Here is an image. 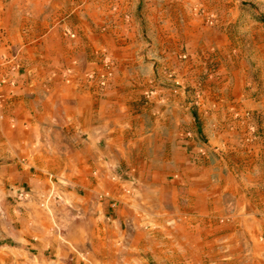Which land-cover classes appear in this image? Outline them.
<instances>
[{"label": "crops", "instance_id": "crops-1", "mask_svg": "<svg viewBox=\"0 0 264 264\" xmlns=\"http://www.w3.org/2000/svg\"><path fill=\"white\" fill-rule=\"evenodd\" d=\"M109 1L0 0V264H144L159 210L161 264L185 251L177 212L229 220L210 225L216 260L264 264V68L226 70L198 102L157 88L139 109L119 77L150 57L136 0L105 34ZM118 41L117 77L86 83Z\"/></svg>", "mask_w": 264, "mask_h": 264}, {"label": "rangeland", "instance_id": "rangeland-1", "mask_svg": "<svg viewBox=\"0 0 264 264\" xmlns=\"http://www.w3.org/2000/svg\"><path fill=\"white\" fill-rule=\"evenodd\" d=\"M113 1L108 3L106 16L99 28L101 33L107 34L115 26L123 27L130 23H125L119 14L112 12ZM135 13L136 33L140 41L137 49L143 54L148 52L152 58L140 59V67L119 77L138 90L134 93L139 109L151 96H158L157 88L182 89L186 96L198 102L202 88L211 87L226 70L256 72L264 68V0H136ZM66 33H70L69 30ZM120 43L111 44L104 50L99 68L86 75V83L104 88L113 77H117L116 72L124 64L113 54ZM101 81L104 86H100ZM146 87L148 90L144 91ZM240 115L244 119L251 118L249 112ZM248 130L252 136L256 134L254 125ZM206 155L200 154L202 158ZM157 213L160 224L152 229L155 251L147 253L145 257L148 259L144 264H161L162 240H168L162 233L160 210ZM174 217L169 226L173 232L169 240L174 244L181 243L185 251L170 264L226 263L225 251L219 252L216 260L215 246L211 241L214 236L209 229L211 225L220 236L229 223L228 219H192L183 212H177ZM141 229L147 231L150 228L142 226ZM255 240L263 243L264 238ZM217 245H225L224 236ZM236 264L246 263L238 261Z\"/></svg>", "mask_w": 264, "mask_h": 264}, {"label": "built area", "instance_id": "built-area-1", "mask_svg": "<svg viewBox=\"0 0 264 264\" xmlns=\"http://www.w3.org/2000/svg\"><path fill=\"white\" fill-rule=\"evenodd\" d=\"M129 0H114V4L112 5V12L116 13V14H119V16L122 18V20L125 22V23H129L130 22V15L128 14V12L124 11V7H125V4L126 2H128ZM92 76H89V79H91ZM9 84L10 85H13V82L12 81H9ZM100 86H104V82L101 81L99 82ZM3 107V101L0 97V116H1V109ZM21 196V195H20Z\"/></svg>", "mask_w": 264, "mask_h": 264}]
</instances>
